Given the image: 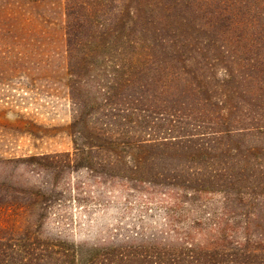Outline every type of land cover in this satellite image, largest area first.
<instances>
[{
  "label": "trees",
  "instance_id": "1",
  "mask_svg": "<svg viewBox=\"0 0 264 264\" xmlns=\"http://www.w3.org/2000/svg\"><path fill=\"white\" fill-rule=\"evenodd\" d=\"M64 8L83 127L75 157L88 149L126 188L168 182L172 193L219 195L221 209L183 226L169 216L157 233L107 244L44 235L28 222L0 229V264H264V0H65ZM80 112L99 114L89 125ZM0 199L22 211L33 202Z\"/></svg>",
  "mask_w": 264,
  "mask_h": 264
},
{
  "label": "rangeland",
  "instance_id": "2",
  "mask_svg": "<svg viewBox=\"0 0 264 264\" xmlns=\"http://www.w3.org/2000/svg\"><path fill=\"white\" fill-rule=\"evenodd\" d=\"M64 7L65 0H0V196L33 200L22 211L0 199V229L31 223L44 235L107 244L157 233L169 216L183 226L218 215L219 195L172 193L168 182L126 188L88 149L84 160L75 157L83 127L75 124ZM98 114L80 112L89 125Z\"/></svg>",
  "mask_w": 264,
  "mask_h": 264
}]
</instances>
